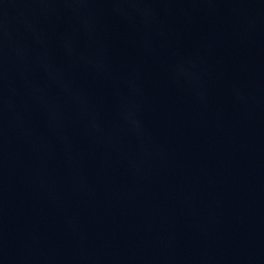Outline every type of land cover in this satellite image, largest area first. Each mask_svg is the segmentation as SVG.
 <instances>
[{
	"label": "water",
	"instance_id": "obj_1",
	"mask_svg": "<svg viewBox=\"0 0 264 264\" xmlns=\"http://www.w3.org/2000/svg\"><path fill=\"white\" fill-rule=\"evenodd\" d=\"M0 264H264V0H0Z\"/></svg>",
	"mask_w": 264,
	"mask_h": 264
}]
</instances>
